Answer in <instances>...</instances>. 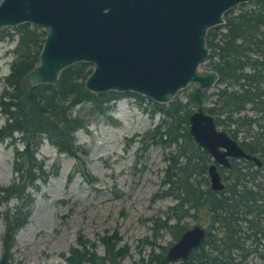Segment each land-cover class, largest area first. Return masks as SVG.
Listing matches in <instances>:
<instances>
[{"label":"trees","instance_id":"trees-1","mask_svg":"<svg viewBox=\"0 0 264 264\" xmlns=\"http://www.w3.org/2000/svg\"><path fill=\"white\" fill-rule=\"evenodd\" d=\"M234 8L225 11L223 24L210 27L206 34V63L218 73L216 88L209 91L196 86L184 101L175 96L167 103L133 92L87 90L84 80L92 64L85 61L63 68L54 84L28 85L23 77L38 61L44 30L24 22L13 32L8 28L0 32V38L16 36L14 58L3 76L0 92V114L4 116L0 141L9 138L14 148L13 179L0 185V204L15 199L12 206L0 211L4 221L0 264H10L12 260L16 234L32 212L33 189L39 180L45 181L57 172L46 170L44 160L37 157L43 141L59 153L80 159L77 131L87 126L91 116L105 115L113 121L109 112L125 95L134 97L151 116L160 113L158 122L145 135L176 145L175 152L167 156L169 163L162 184L166 185L164 192L174 196L177 203L165 218L153 219V236L165 228L177 239L185 230L180 218L189 214V209L204 210L208 219L203 242L187 258L171 262L166 258V246H160L161 251L152 249L134 264H246L249 255L264 261V0H253L250 7L237 12ZM199 106L213 115L216 124L246 152L261 161L256 165L251 159L231 158L229 167L221 166L224 187L219 190L209 185L211 156L188 129L189 115ZM248 109L254 113L247 114ZM18 142L21 147L16 145ZM172 217L175 223L169 222ZM119 237L117 232L100 235L105 248L104 254H98L89 247L95 243L79 234L78 245L70 246L63 255L68 264H122L129 248L118 244ZM141 242L155 245L147 236Z\"/></svg>","mask_w":264,"mask_h":264},{"label":"water","instance_id":"water-1","mask_svg":"<svg viewBox=\"0 0 264 264\" xmlns=\"http://www.w3.org/2000/svg\"><path fill=\"white\" fill-rule=\"evenodd\" d=\"M253 0H0V32L31 22L45 31L37 63L24 75L28 85L57 82L66 66L85 61L92 70L84 86L92 92H133L167 103L195 83L209 89L215 69L201 68L209 50L210 27L225 22L224 13ZM192 138L213 159L207 174L213 190L224 187L217 164L230 158L260 159L248 153L213 115L197 107L188 118ZM206 229L194 224L168 246L166 258H187Z\"/></svg>","mask_w":264,"mask_h":264},{"label":"rangeland","instance_id":"rangeland-1","mask_svg":"<svg viewBox=\"0 0 264 264\" xmlns=\"http://www.w3.org/2000/svg\"><path fill=\"white\" fill-rule=\"evenodd\" d=\"M252 2L236 5L234 12L250 7ZM7 31L13 32L14 28ZM15 42L16 36L0 38V92L3 76L9 72L14 58ZM201 68L210 69L206 61ZM196 86L189 83L175 96L184 101ZM215 88L214 85L208 90ZM246 112L254 113L251 109ZM109 113L113 121L105 115L91 116L87 126L77 131V143L82 149L78 160L59 153L46 140L39 147L37 157L44 160V168L57 169V172L45 181L39 180L33 189L32 212L16 234L10 264H68L63 253L66 255L70 246L78 245L79 234L95 243L94 247L89 245L90 248L104 254L105 247L99 236L117 232L118 244H127L129 248L122 264H134L140 257L146 258L152 249L159 252L160 246L167 249L176 240L168 229L160 228L156 237L152 229L153 219L165 218L177 203L174 196L164 192L166 185L162 184L169 163L167 156L175 152L176 145L145 135L158 122L160 113L151 116L134 97L127 95L118 98ZM3 122L4 116L0 114V124ZM16 145L21 147L20 142ZM13 154L10 139L0 141V185L13 179ZM217 167L222 176V167ZM14 203L15 199L3 202L0 211ZM189 212L179 221L185 230L194 224L207 228L204 210L189 209ZM175 221L172 217L169 222ZM3 230L0 215V255ZM146 236L154 240V246L141 242ZM245 263L264 264V261L259 256L249 255Z\"/></svg>","mask_w":264,"mask_h":264},{"label":"flooded vegetation","instance_id":"flooded-vegetation-1","mask_svg":"<svg viewBox=\"0 0 264 264\" xmlns=\"http://www.w3.org/2000/svg\"><path fill=\"white\" fill-rule=\"evenodd\" d=\"M22 23H24V22H22ZM28 23H30L31 25H36V24H32L31 22H28ZM19 24H21V23H19ZM19 24H18V25H19ZM18 25H17V26H18ZM17 26H16V27H17ZM36 26L42 28V27L39 26V25H36ZM11 28H12V27H11ZM13 28H15V27H13ZM4 29H5V28H4ZM42 29H43V28H42ZM43 30H44V29H43ZM44 36H45V31H44ZM43 39H44V38H43ZM43 41H44V40H43ZM235 159H237V158H235ZM230 160H231V158H230ZM230 162H231V161H230ZM217 165H219V164H217ZM219 166H223V165H219ZM221 177H222V176H221Z\"/></svg>","mask_w":264,"mask_h":264}]
</instances>
